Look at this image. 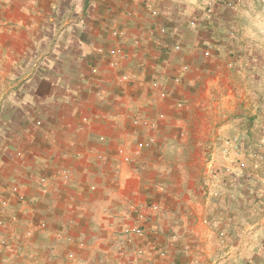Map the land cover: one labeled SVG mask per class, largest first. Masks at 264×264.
<instances>
[{"label":"crops","instance_id":"0c3cea01","mask_svg":"<svg viewBox=\"0 0 264 264\" xmlns=\"http://www.w3.org/2000/svg\"><path fill=\"white\" fill-rule=\"evenodd\" d=\"M253 11L2 0L0 264H264Z\"/></svg>","mask_w":264,"mask_h":264},{"label":"built area","instance_id":"2783aa9c","mask_svg":"<svg viewBox=\"0 0 264 264\" xmlns=\"http://www.w3.org/2000/svg\"><path fill=\"white\" fill-rule=\"evenodd\" d=\"M1 1H2V0H0V4H1ZM112 35H113V36H119V32L114 31V32H112ZM174 47H175L174 49H178V48H179L178 45H176V46H174ZM100 54L102 55V57H106V56H107V54H105V53L102 52V51L100 52ZM120 54H122V52H121V50H120L119 48H115V49L109 51V55H110V56H119ZM204 55H205V56H209V52H208V51H205V52H204ZM112 65H113V63H112ZM125 79H126L125 76H120V77L118 78V80H122V81H124ZM152 86L155 87V86H156V82H153V83H152ZM160 96H163V95L160 94ZM135 123H136V121H135ZM258 146L264 148V139H262V140L260 141V143H259ZM120 153L123 154L122 151H121ZM255 157H256V159H258V160H260V161H263V160H264V153H263V152H258V153L255 154ZM123 161H124V162H128V161H129L128 157L125 156V155H123ZM259 184H260V186L264 187V178H261V179L259 180ZM260 192H262V194H263L264 190H262V191H260ZM262 194H260V196H261ZM4 224H5V220L2 219V218H0V227L3 226ZM136 232L139 233L140 231H136Z\"/></svg>","mask_w":264,"mask_h":264},{"label":"rangeland","instance_id":"374dc122","mask_svg":"<svg viewBox=\"0 0 264 264\" xmlns=\"http://www.w3.org/2000/svg\"><path fill=\"white\" fill-rule=\"evenodd\" d=\"M244 3V6L253 11L254 15L253 17L258 18L257 20L259 21L260 19H264V0H242ZM249 146V145H246Z\"/></svg>","mask_w":264,"mask_h":264}]
</instances>
